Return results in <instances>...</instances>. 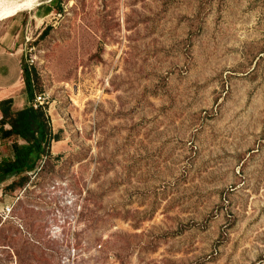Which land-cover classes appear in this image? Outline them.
I'll list each match as a JSON object with an SVG mask.
<instances>
[{"label":"rangeland","instance_id":"rangeland-1","mask_svg":"<svg viewBox=\"0 0 264 264\" xmlns=\"http://www.w3.org/2000/svg\"><path fill=\"white\" fill-rule=\"evenodd\" d=\"M39 1L0 50L60 140L0 189V264H264V0Z\"/></svg>","mask_w":264,"mask_h":264},{"label":"trees","instance_id":"trees-1","mask_svg":"<svg viewBox=\"0 0 264 264\" xmlns=\"http://www.w3.org/2000/svg\"><path fill=\"white\" fill-rule=\"evenodd\" d=\"M47 32L45 29L40 37ZM22 72L28 104L18 107L13 97L0 100V148L7 152L0 154V189L4 192L25 188L30 181L29 173L36 171L40 162L51 155L52 142L60 140L52 131L46 108H35L31 103L38 78L35 70L22 62ZM11 177L13 180L1 187Z\"/></svg>","mask_w":264,"mask_h":264},{"label":"crops","instance_id":"crops-1","mask_svg":"<svg viewBox=\"0 0 264 264\" xmlns=\"http://www.w3.org/2000/svg\"><path fill=\"white\" fill-rule=\"evenodd\" d=\"M18 52H15L10 56L4 55V52L0 50V92L7 91L13 87H16L19 82L23 81V72H22V60L17 56ZM18 72V74H17ZM12 74V76H10ZM15 74L19 76V81L16 84H13L12 79ZM12 96H3L0 98H6Z\"/></svg>","mask_w":264,"mask_h":264},{"label":"bare ground","instance_id":"bare-ground-1","mask_svg":"<svg viewBox=\"0 0 264 264\" xmlns=\"http://www.w3.org/2000/svg\"><path fill=\"white\" fill-rule=\"evenodd\" d=\"M10 1V0H9ZM0 0V18L22 9H29L39 3V0H12V1ZM17 78V74H15L12 82H14Z\"/></svg>","mask_w":264,"mask_h":264},{"label":"built area","instance_id":"built-area-1","mask_svg":"<svg viewBox=\"0 0 264 264\" xmlns=\"http://www.w3.org/2000/svg\"><path fill=\"white\" fill-rule=\"evenodd\" d=\"M34 50H35L34 46L28 47L29 56H27L25 62L29 68H31V65H33L36 60V57L32 55ZM44 102H45V98L43 97V94L35 93L34 98L31 103L35 108H38V107H45Z\"/></svg>","mask_w":264,"mask_h":264}]
</instances>
